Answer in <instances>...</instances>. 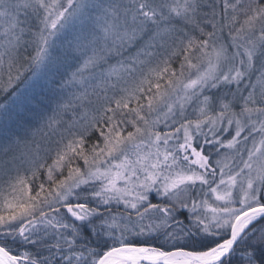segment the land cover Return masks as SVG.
Wrapping results in <instances>:
<instances>
[{
	"label": "snow or ice",
	"instance_id": "obj_1",
	"mask_svg": "<svg viewBox=\"0 0 264 264\" xmlns=\"http://www.w3.org/2000/svg\"><path fill=\"white\" fill-rule=\"evenodd\" d=\"M0 264H264V0H0Z\"/></svg>",
	"mask_w": 264,
	"mask_h": 264
}]
</instances>
